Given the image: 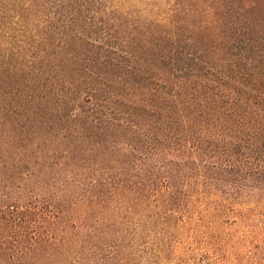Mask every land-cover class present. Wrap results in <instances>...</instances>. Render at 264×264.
<instances>
[{"label": "trees", "instance_id": "trees-1", "mask_svg": "<svg viewBox=\"0 0 264 264\" xmlns=\"http://www.w3.org/2000/svg\"><path fill=\"white\" fill-rule=\"evenodd\" d=\"M11 1L29 42L0 49V264L113 255L132 204L181 222L195 188L264 228V0L149 21L124 0Z\"/></svg>", "mask_w": 264, "mask_h": 264}, {"label": "rangeland", "instance_id": "rangeland-1", "mask_svg": "<svg viewBox=\"0 0 264 264\" xmlns=\"http://www.w3.org/2000/svg\"><path fill=\"white\" fill-rule=\"evenodd\" d=\"M0 4V49H7L6 53L12 54L14 43L19 41V45L24 46L29 40L15 30L19 28L16 23L21 18L19 10H8L12 1L0 0ZM188 4V0H141L140 3L124 0V8L118 6L116 12H128L141 21L159 20L169 17L175 10H183ZM135 7L138 12L140 7L142 9L137 13ZM6 13L7 16L2 19ZM28 137L36 136L30 132ZM6 156L2 159L6 160ZM202 192V189L196 188L191 192L194 204L181 222L162 218L163 211L159 219L151 217L153 211L145 204L135 202L129 215L119 217L110 226L109 244L113 255L96 254L95 257L85 258L84 264H264V228L254 222L243 221L239 212L244 211L234 203L233 212L226 208L216 210L219 201L221 204L231 203L229 196L217 188L205 194ZM161 243L167 245V251L162 256L158 254ZM56 255L74 257L76 253ZM59 264H65L64 259Z\"/></svg>", "mask_w": 264, "mask_h": 264}]
</instances>
